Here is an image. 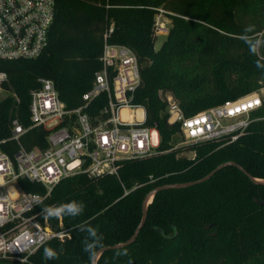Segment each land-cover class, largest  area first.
Listing matches in <instances>:
<instances>
[{"label": "trees", "instance_id": "16d2710c", "mask_svg": "<svg viewBox=\"0 0 264 264\" xmlns=\"http://www.w3.org/2000/svg\"><path fill=\"white\" fill-rule=\"evenodd\" d=\"M163 8L171 19L155 48V15ZM111 43L137 55L140 85L132 101L145 108L144 125L155 126L160 140L146 156L118 160V174L76 173L57 182L40 203L41 218L58 227L57 213L70 230L51 239L26 264H92L103 246L128 239L142 217V203L155 186L198 179L218 164L236 161L264 179V96L252 120L236 139L220 137L174 147L179 122L159 90H170L185 115L264 88V0H55L48 43L36 57L1 59L7 74L0 96V139L11 133V120L27 127V148L45 146L47 129L32 125L30 89L38 77L53 80L66 106L83 101L101 67L104 33ZM106 92L86 110L104 118ZM14 141L2 147L13 152ZM184 151H193L187 156ZM234 164L207 179L156 191L134 241L104 249L95 264H264V182H255ZM26 190L44 185L19 179ZM46 250L53 255L48 258Z\"/></svg>", "mask_w": 264, "mask_h": 264}, {"label": "built area", "instance_id": "2783aa9c", "mask_svg": "<svg viewBox=\"0 0 264 264\" xmlns=\"http://www.w3.org/2000/svg\"><path fill=\"white\" fill-rule=\"evenodd\" d=\"M54 13L55 0H0V58L38 56L48 43ZM155 16L157 34L165 24ZM112 29L111 24L104 33L101 67L83 92L80 105L66 106L49 77H38L39 86L30 89L31 124L47 129L45 146H25L21 137L27 127L18 118L11 120L10 135L0 139V264H26L45 242L70 236L60 213L58 227H53L47 212L41 218L39 208L62 178L76 173L91 177L118 174V160L150 155L159 144L157 128L143 124L145 108L132 101L141 81L137 55L125 44L107 41ZM6 80V72L0 70V89L4 91L2 82ZM102 92H106L107 103L100 112L108 116L91 117L86 108ZM159 95L166 103L168 122H179L187 144L220 137L236 139L251 122V111L262 104L264 88L191 115L183 113L170 90L160 89ZM124 107L128 117L120 114ZM7 139L16 145L13 152L2 147ZM19 179L40 183L46 190L23 189Z\"/></svg>", "mask_w": 264, "mask_h": 264}, {"label": "water", "instance_id": "95a60500", "mask_svg": "<svg viewBox=\"0 0 264 264\" xmlns=\"http://www.w3.org/2000/svg\"><path fill=\"white\" fill-rule=\"evenodd\" d=\"M227 164H234L236 165L239 169H241L244 173H246L247 175L250 176L249 172L239 163H237L236 161L230 160V161H225V162H221L220 164H218L215 168H213L211 171H209L207 174H205L204 176L195 179V180H189V181H185V182H174V183H165V184H161V185H157L154 188H152L145 196L143 203H142V217L141 220L139 222V224L137 225V227L135 228L134 232L132 233V235L126 239L125 241L113 244V245H106L101 247L96 254L92 257V264H95L96 259L98 258L99 252L103 251L104 249H108V248H112V247H119V246H123L126 244L131 243L132 241H134V239L136 238L139 229L141 228L142 224L144 223L145 219H146V215H147V204L148 202L151 201L154 193L160 189H166V188H179V187H184V186H188V185H192L194 183H198L201 182L205 179H207L208 177H210L214 172H216L218 169H220L221 167L227 165ZM255 182H264V179H258L256 177L250 176Z\"/></svg>", "mask_w": 264, "mask_h": 264}, {"label": "rangeland", "instance_id": "374dc122", "mask_svg": "<svg viewBox=\"0 0 264 264\" xmlns=\"http://www.w3.org/2000/svg\"><path fill=\"white\" fill-rule=\"evenodd\" d=\"M156 15L159 17L160 21H162L165 24L163 27H160V29L163 31L157 32L155 48H158L162 40L165 38V34L168 32L167 29L171 24V19L166 15L165 11H158ZM7 93H8L7 91L0 89L1 96H5ZM175 135H176V141L174 147L184 146L186 144V141L184 140V136L182 135V133L176 132ZM184 154H186L187 156H192L193 151H184Z\"/></svg>", "mask_w": 264, "mask_h": 264}, {"label": "bare ground", "instance_id": "6f19581e", "mask_svg": "<svg viewBox=\"0 0 264 264\" xmlns=\"http://www.w3.org/2000/svg\"><path fill=\"white\" fill-rule=\"evenodd\" d=\"M120 114H121L122 117H128L129 116V110L124 107V108L121 109ZM137 114L140 115V110L137 111Z\"/></svg>", "mask_w": 264, "mask_h": 264}, {"label": "clouds", "instance_id": "9594fccd", "mask_svg": "<svg viewBox=\"0 0 264 264\" xmlns=\"http://www.w3.org/2000/svg\"><path fill=\"white\" fill-rule=\"evenodd\" d=\"M45 255L46 257L50 258L52 257L53 253L50 250H46Z\"/></svg>", "mask_w": 264, "mask_h": 264}]
</instances>
